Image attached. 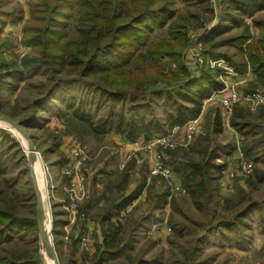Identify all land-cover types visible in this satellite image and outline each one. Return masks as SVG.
Returning <instances> with one entry per match:
<instances>
[{
  "label": "rangeland",
  "instance_id": "rangeland-1",
  "mask_svg": "<svg viewBox=\"0 0 264 264\" xmlns=\"http://www.w3.org/2000/svg\"><path fill=\"white\" fill-rule=\"evenodd\" d=\"M8 1H1L0 17L5 5L3 3ZM32 2L36 3L37 0ZM252 3L253 0H173L169 7L172 12L171 20L161 26L158 19H146V24L153 23L150 25L152 31L144 39L138 36L139 40L143 39L146 47L165 40L167 33L175 38L174 48L157 47L158 50H155L159 53L155 58L157 68L148 67L146 62L139 64L144 72L134 68L135 66H126L120 69L123 74L126 73L124 76L111 77L110 81L101 73L80 76L77 71L72 72L69 66L63 64L53 77V82L57 81L56 91L48 98L44 97L50 91L52 81L49 80L51 76L45 66L47 62L43 53H50L51 50H45L42 46L34 48L32 44L25 43V39L36 38V34L43 42L47 37L42 34L47 26L48 15L41 8H37L36 16L30 14L29 10V17L22 25L19 36L12 34L8 38L1 32L3 28H0V117L15 122L30 118L36 120L34 126L25 129L35 153H39L33 158L32 170L45 214L48 210L49 213L51 211L48 208L51 191L47 176L50 174L52 185L57 184L53 191L55 195L57 193L60 199H64L67 184L60 171L70 162V153L75 148H81L87 153L84 167L86 185L88 173H93L90 193L96 183L94 180L101 181V188L105 189L104 203L109 202L105 207L126 195L129 197L138 187L144 186V176L148 179L145 182L146 188L139 195L140 199L137 197L132 201L130 197L126 198L129 211L123 218L114 219L113 224L102 222L97 230H92L87 250L78 245V236L85 223H80L79 226L73 224L71 229L64 230L60 226L61 222L66 221L64 214L60 212L62 208L55 207L53 218L60 219V224L54 232L49 233L57 264H264V105L252 109L246 105H237L229 118L224 117L225 122L223 121V124L230 127V121L236 113H249L243 119L236 120L239 124H249L245 130H237L238 136L242 135L243 140L242 143L239 141L238 148L232 155H244L242 147L246 149L245 157L253 162L249 177L237 175L228 178L225 173L226 169L232 168L233 158L224 156V149L230 145V140L227 141L229 145L223 146L220 139H228L225 134H210L215 114L220 108V102L216 99V103L206 102L207 100L203 102L202 109L205 108V112L202 114L201 110L199 114L200 128L191 141L187 142L184 130L172 135V141L179 145L176 149H167L171 154L157 147H152L151 154L137 150L145 148L155 137L171 133L172 130L165 120L168 110L161 106L162 100L156 97L151 100L153 90L162 87L174 89L177 82L190 80L195 75L198 77L201 69L209 70L206 65L193 64L189 34L198 33V49L205 57L223 59L226 64L237 69L230 66L233 73L248 80L247 83L236 86L241 93L254 89L264 94V89L258 86L256 73L253 72L256 69L264 74V70L258 67V63L264 67V7L254 11ZM256 5H264V0H256ZM242 13L245 14L241 15ZM41 19L43 21L40 22ZM181 23L185 29L180 26ZM31 29L35 31L34 34L27 33ZM179 31H182L181 34L184 32V48L178 46L181 38ZM137 33L135 28L129 35L133 37ZM126 37L119 41L113 51H129L132 40L129 36ZM207 38L211 39L208 41ZM77 40L78 36L69 28L67 38L60 42V46ZM143 47H138L139 51L148 49ZM255 57H258V63ZM239 71L245 74L240 75ZM249 75L252 76L251 79ZM133 76L135 80L129 82ZM225 76L222 75L220 82L232 84L236 81L232 76ZM147 80L150 81V86H147ZM134 82L140 85V90L127 88ZM119 91L124 93L126 99L134 93V101L139 105L151 104L146 120L151 121L152 126L150 131L145 130L138 137L140 141L127 142L114 130L107 135H94L85 124L76 119L82 118L92 123L107 119L114 124L122 107L125 118H129L127 106L114 96ZM199 143L202 144L200 149L197 146ZM205 145L208 148L203 150ZM125 146L128 147L127 150H124ZM192 148L199 152H185ZM212 151L219 158L209 161L206 153ZM153 154L161 155L166 167L173 168L174 172L175 167L181 168L189 161H208V175L213 177L208 191L210 197L202 195L198 198V206L193 205L191 197L181 187L179 175L182 171L173 172L170 180L151 176L149 171ZM182 160L186 162H181ZM221 164L224 165V170L217 174L214 165L216 167ZM104 170L108 177L101 174L100 171ZM123 173L128 176V182L119 190ZM151 180L156 181L153 187ZM165 191L169 197L161 201L158 196ZM171 198L175 208L169 204ZM251 204H256L258 208L247 213L232 229L218 226L220 222H232L233 215ZM92 208L93 218L98 220L104 207L94 205ZM113 213L114 211L111 212ZM117 213L114 214L118 218ZM1 214L36 219V201L28 163V140L0 123ZM157 223L159 228L151 230V226ZM110 224L121 226L120 237L127 241L125 249L121 248L117 257L113 256L114 250L111 255H102L107 253L101 245L103 231ZM3 225L0 221V259L55 264L39 239L37 226H29V229L26 225L16 226L2 232ZM98 249L100 253L97 252ZM96 253L99 259L95 258Z\"/></svg>",
  "mask_w": 264,
  "mask_h": 264
},
{
  "label": "trees",
  "instance_id": "trees-1",
  "mask_svg": "<svg viewBox=\"0 0 264 264\" xmlns=\"http://www.w3.org/2000/svg\"><path fill=\"white\" fill-rule=\"evenodd\" d=\"M1 1L2 0H0V3ZM172 2L173 0H37L35 3L32 2V0H27L30 14L36 16L38 12L37 8H41L43 13L48 15L46 21L47 26L42 34L47 37L43 39V42H41L42 40L38 38L37 34L36 38L25 39V43L27 42L32 44L34 48L42 46L45 50L49 49L52 52L43 53L47 62L45 66L48 67L47 70L51 76L49 80L52 81L51 89L44 98H48L54 93V91H56L57 81L53 82V77L58 74L60 67H63V64L69 66L72 72L77 71L80 76L101 73L105 74L104 76L110 81H112L111 77L124 76L126 73L123 74V71H120V69L126 66H135L134 68L140 69L141 72H144L145 70L142 66H139V64L142 65L146 62L148 67L157 68L155 58L159 56V53L155 52V50H158L157 47L165 49L174 48L175 44L173 42H175V38H173L170 33H167V38L165 40L156 43L154 46L146 47V44L143 43V39L152 31V27L150 25L153 23L146 24L145 20L158 19L159 24L164 26L172 18V12L169 11V7ZM251 5L254 7V11L263 9L264 7V5H256V0H253ZM244 14L245 13H242L241 15ZM41 21H43V19H41L40 22ZM1 25L3 26L4 23ZM180 26L185 29L184 24L181 23ZM69 28H72L73 32L78 36V40L77 42H68L66 45L61 47L60 42L67 38V30ZM135 28H137L138 33L137 35L131 37L129 32ZM179 32L181 38L178 46L184 48V32L182 34V31ZM27 33L34 34L35 31L31 29ZM139 33H143L144 35H138ZM23 36H25V33ZM126 36H129L132 40L129 44V51H122L120 49L116 52L113 51L114 48H117L116 45L119 44V41L124 39ZM138 36H142L143 39L139 40ZM209 36H212V34L209 33ZM210 39L211 38H207L206 40L209 41ZM143 46L148 49H141V51H139L138 47L144 48ZM142 50H145V52L142 53ZM137 51L139 52L136 53ZM255 60L258 63V57H255ZM230 66L234 68L233 65ZM258 67L264 70L263 65L259 63ZM234 69L237 70L236 68ZM253 72L256 73V82L258 83V86L264 89L263 71L253 69ZM239 74L244 75L245 72L239 71ZM197 76L198 77L195 75V77L190 80L186 79L184 81L177 82L174 89L171 90L162 87L160 89L153 90L154 92L151 91V93L153 92L151 100L155 97L158 100H162L161 106L168 110L165 120L168 122V127L172 130L175 128L182 129L189 121L198 117L201 113L203 102L209 99L214 93L224 89L223 81L220 82V79L222 80L221 71L218 69L210 71L201 69L200 75ZM134 78L135 76H133L129 82L134 81ZM146 84L148 86L150 81L147 80ZM127 88L129 90L133 89L134 91L141 89L140 85L136 82L130 83ZM250 92L256 91L251 89ZM114 96L119 98V100H121L120 102H124L123 105L127 106L126 113L129 115V118H125L122 107L115 117L116 120L114 124L113 121H109L107 119H100L95 123L82 118L76 119L85 124L89 129V132L94 135H107L114 130L127 142L140 141L138 137L145 130L150 131V127L152 126V122L146 120V115L148 114L147 111L151 104L148 103L143 106L135 103L136 101L134 100L136 99V96L134 93H131L130 98L128 99L124 97L123 92L116 93ZM236 110L238 111L239 109ZM261 113L262 111L260 112V115ZM247 114L249 115L247 111L244 114L241 111L236 113L232 117L231 121L229 120L230 127L236 129V131L238 130L239 132L241 129L243 130L248 128V124L246 122L239 124L236 121L238 118L243 119L247 116ZM213 121L214 126H212L213 129H211L210 134L221 133V118L218 112L215 114ZM18 122L21 126L27 128L34 126V122H36V120L30 118ZM197 146L200 149L202 144L199 143ZM206 148H208L207 145H205L202 149L206 150ZM226 149V152L232 150L230 146H227ZM242 151L244 153V158L249 161L248 158L245 157L247 152L244 147H242ZM167 152L171 154L170 150H167ZM185 152L194 153L199 152V150L192 148V150ZM208 153L209 152L206 154L209 161L219 158V155H217L214 151L209 154ZM231 154L232 152H229L227 156ZM181 162L186 161L182 160ZM163 163L165 164L164 159ZM207 166L208 161L204 163L189 161L181 168L175 167V172L172 168L174 173L182 171V174L179 175L181 179V187L186 190L188 196L191 197L193 205L195 206H198V198L200 196L207 195L210 197L211 195L208 191L213 177L208 175V171L210 169L207 168ZM223 170V164L216 165V167L214 165V171L217 174L221 173ZM100 172L102 175L106 174L102 171ZM143 178L145 179L143 183L144 186L141 185L132 195H129L130 200L136 199L146 186V177L144 176ZM127 180L128 176L123 173L121 176V184L118 185L119 190L121 187L122 189L124 188V185L128 182ZM214 180L217 179L214 178ZM151 182L153 183V187L156 181L151 180ZM122 191L123 190H121V192ZM148 192L150 191L148 190ZM167 197H169L167 191L159 194L158 196L161 201L165 200ZM117 201H119V199ZM87 204L88 203L85 202L81 207V211L84 213V208H86ZM169 204L172 208H175L174 200L172 198L170 199ZM126 205L127 202H118L112 205L110 204L108 207H104L105 209L102 208L100 215H103L105 218L104 221L111 222L112 216L115 215L114 213L123 209ZM257 208L256 204H251L240 213L233 215L232 222H220L218 226H221L223 229H232L236 223H238L242 218H245L247 213ZM112 211H114V215L111 214ZM0 221L4 224V230H2V232L7 231L8 229H14L16 226L26 225L28 229L30 228L29 226H35V228L37 226L35 217L33 219H29L13 214H1ZM59 224L60 222L53 218L51 231L54 232ZM112 224H110L111 227L109 226L108 229L103 231L104 233L102 235L101 245L103 246V250L107 253H102V255H111V251L114 250L113 256L117 257V253L121 251L120 249H125L127 241L120 237L122 227L116 224L112 226ZM83 228L84 227L80 230V235L85 234V229ZM97 252L100 253V250L98 249ZM95 258L99 259L98 253L95 254ZM101 258H103V256H101ZM0 264H41V262L25 260L20 263L1 258Z\"/></svg>",
  "mask_w": 264,
  "mask_h": 264
},
{
  "label": "built area",
  "instance_id": "built-area-1",
  "mask_svg": "<svg viewBox=\"0 0 264 264\" xmlns=\"http://www.w3.org/2000/svg\"><path fill=\"white\" fill-rule=\"evenodd\" d=\"M198 33H192L188 35V41L190 43V51H191V59L194 65L197 66H205L209 68V70H219L221 71V76H232L236 80L232 84L224 83V89L222 91L214 93L209 99H213L214 97H219L220 106L223 109L224 116L228 119L232 114L233 109L237 105H246L249 108H255L260 105H264V94L260 92H245L241 93L239 88H236L237 85L245 84L248 82L246 78L238 77L236 73H233L232 68L226 64L223 59L219 58H210L205 57L198 49V43L196 42L198 39ZM225 76V77H226ZM252 76L250 77V79ZM208 99V101H210ZM200 116L195 119L189 121L182 129L175 128L171 131V133H167L164 135H160L155 137L152 141H149V144L143 148H138L137 150H142L145 153H153L152 147L161 148L164 150L176 149L179 143L173 142L172 135L177 133L180 130H184L187 142L191 141L195 134L198 132L200 128ZM35 155H39L38 152ZM70 162L61 169V176L64 177L65 185L64 192L65 198L60 199L58 194L53 192L55 186L52 185L53 181L50 178V174L47 176L49 179L50 185L48 186L51 195L48 197L49 210L45 214L46 217V227L50 232L52 229V221L54 216V208L61 207L60 212L64 214V217L67 223L76 224V223H84L86 220V214L81 211V206L86 202L88 198L87 193V185H86V173H85V162L87 161V153L81 148H75L70 153ZM152 163L150 167L149 174L151 176H160L165 180H170L173 175V171L171 168L166 167L163 163V159L161 155L153 154ZM124 164L121 166L123 167ZM253 170V164L247 161L243 154H238L232 159V168L226 169L225 173L228 178H233L237 175H242L244 177H248L251 175ZM60 184V182H59ZM184 193V192H183ZM129 211L127 207L121 209L118 213V220L123 218L125 214ZM63 216V215H62ZM159 224H153L151 226V230H156L159 228ZM51 236V235H50ZM78 245L81 249L87 250L90 246V239L87 234H82L78 236Z\"/></svg>",
  "mask_w": 264,
  "mask_h": 264
},
{
  "label": "crops",
  "instance_id": "crops-1",
  "mask_svg": "<svg viewBox=\"0 0 264 264\" xmlns=\"http://www.w3.org/2000/svg\"><path fill=\"white\" fill-rule=\"evenodd\" d=\"M5 4L3 7H2V13H1V17H0V28L2 29V33L3 35H6V37L10 38L9 36H12V34H15V36H19L22 32V25L25 23L26 19L29 17V9L27 7V2L25 0H9L7 3H3ZM4 25L2 26L1 24ZM250 76V75H249ZM251 77V76H250ZM219 97H214L213 99H209L210 101H207L206 102H215V99L217 101H219L218 99ZM206 104V103H205ZM208 106V104L206 105ZM260 108V107H258ZM219 114H220V118H221V133L219 134H215V135H224L228 138V139H220V143L223 144V146H226V145H229L230 143V147H231V151L229 152H232L231 155H229L228 157L229 158H233V153L236 152V149L238 148V144H239V141H241L242 143V140H243V136L240 135V137L238 136V132L235 131L234 129H232L231 127L223 124V121H224V112H223V109L219 108L218 110ZM205 112V108L202 109V114ZM203 116V115H202ZM225 122V121H224ZM249 124V123H247ZM227 127H229V130L227 129ZM245 130V129H243ZM230 142L228 143L227 141ZM232 140V141H231ZM222 146V147H223ZM127 146L124 147V150H127ZM227 149L224 151V156H227L229 152H226ZM235 157V156H234ZM228 160V159H227ZM104 173H106V170L102 171ZM93 174V173H92ZM91 173L87 174V193H88V198L86 200V203L87 206L86 208H84V211L86 213V222H84L85 224L83 225V229H85V234L88 235L89 239H90V236H91V233H92V230H97L99 226H101L102 222H105L104 221V217L103 215H100L98 216L99 219L96 220L95 218H93V206L95 205V207H105V205H107V203L109 202H106V197H105V193H104V190L101 188L102 184H101V181L97 182L96 180H94L96 183L94 184V187L93 189H91V193H90V188L92 186V183H91V178H92V175ZM105 176V175H104ZM106 177H108V175H106ZM101 178V177H100ZM148 179L146 178V181ZM177 183V182H175ZM146 188V186L144 187V189ZM131 190V189H130ZM103 191V192H102ZM105 197V198H104ZM128 196H124L122 198L119 199V201L115 200L116 203H121V202H127V198ZM139 197V196H138ZM137 199V198H136ZM134 199V200H136ZM140 199V197H139ZM133 201V200H132ZM130 201V202H132ZM129 203H127V205L125 207L128 206ZM120 211V210H119ZM118 211V213H119ZM117 213V215H118ZM114 215V214H113ZM117 219V216H112L111 218V222H113V220ZM58 221L60 219H57ZM62 224L60 225L64 230H67V229H71L73 224L71 223H67V221H64V222H61ZM108 223V222H107ZM77 226L80 225V223H76ZM74 228V227H73ZM95 236V235H94ZM91 240H92V237H91Z\"/></svg>",
  "mask_w": 264,
  "mask_h": 264
},
{
  "label": "water",
  "instance_id": "water-1",
  "mask_svg": "<svg viewBox=\"0 0 264 264\" xmlns=\"http://www.w3.org/2000/svg\"><path fill=\"white\" fill-rule=\"evenodd\" d=\"M0 123L4 126L10 127L13 129L18 135H22L28 140V163H29V171L32 178V186H33V193L36 201V224H37V230L39 239L42 242V245L44 246L45 250L47 251L49 257L53 259L54 263L57 264L55 254L52 248V242H51V236L50 233L46 227V221H45V212L43 208V202L42 198L39 194V191L37 189L34 175H33V158L35 156V151L33 149L32 142L30 140V136L27 133V130L25 127L21 126L19 122H15L9 118L6 117H0Z\"/></svg>",
  "mask_w": 264,
  "mask_h": 264
}]
</instances>
